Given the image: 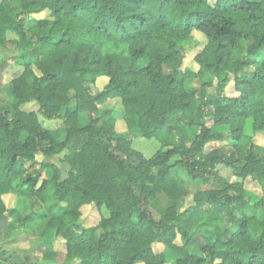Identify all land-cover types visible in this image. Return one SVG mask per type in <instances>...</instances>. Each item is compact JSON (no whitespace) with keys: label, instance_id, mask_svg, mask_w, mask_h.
Instances as JSON below:
<instances>
[{"label":"trees","instance_id":"trees-1","mask_svg":"<svg viewBox=\"0 0 264 264\" xmlns=\"http://www.w3.org/2000/svg\"><path fill=\"white\" fill-rule=\"evenodd\" d=\"M194 30L207 42L199 69L184 71ZM13 60L22 68L0 99V236L16 226L4 201L14 193L31 203L17 225L42 236V264H264V147L252 135L264 134V0H0V83ZM117 98L123 132L100 107ZM134 134L166 149L147 157ZM223 163L242 180L226 181ZM190 182L203 187L182 210ZM90 204L102 215L85 227ZM50 230L66 251L45 245ZM28 260L0 249V264Z\"/></svg>","mask_w":264,"mask_h":264},{"label":"rangeland","instance_id":"rangeland-1","mask_svg":"<svg viewBox=\"0 0 264 264\" xmlns=\"http://www.w3.org/2000/svg\"><path fill=\"white\" fill-rule=\"evenodd\" d=\"M37 17H46L47 12L36 14ZM194 38L196 40L195 45L192 48H189L181 65V68L186 70H194L197 71L199 69V64L195 60V56L198 52H200L204 45L207 42V38L204 35L203 32L194 30L193 32ZM15 52V51H14ZM13 54V53H10ZM22 66L19 64L17 60H13L8 68L3 73V79L0 83V99L8 102L11 99V91H10V81L13 79V77L19 73ZM34 70L39 73V70L37 68H34ZM107 83V79L102 77L97 82V88L102 89L103 86ZM227 90H234V86L231 83ZM25 109L27 110H37L38 104L36 102L26 103L23 105ZM101 108H107L111 109L115 117L117 118L116 128L117 131L123 132L126 131L127 126L125 125V121L123 119V104L120 99H111L108 101H105L104 103L100 104ZM40 119L45 127L48 128H57L62 125L63 119H44L42 116H40ZM212 122H209L211 124ZM227 129L226 127L222 128V130ZM252 129L248 125L246 128V133H251ZM253 135V141L256 144H259L260 146L264 147V134L262 132L254 133ZM132 145L135 149L141 151L145 156L151 157L153 156L157 151L166 149L163 144L157 140V139H149L146 137H143L139 134H134L132 136ZM206 151H210V146H206ZM68 151H64L60 153L59 155H56L54 158L51 159V161L61 164V159L65 157ZM43 156L41 154L38 155V159H42ZM175 160V159H174ZM173 160V161H174ZM174 170H179V175L183 178H187L185 171L183 169H180L178 166L173 167ZM220 174L226 179L228 182H236L241 181V177L239 176V167H233L228 166L227 164L223 163L220 166ZM245 187L249 189L250 191H253L256 195L261 194V187L257 182H255L252 179H246L244 180ZM188 187L190 189L191 194L187 195L185 200L181 202V209H185L187 206L192 204V192H194L195 189L198 187H203L201 185H197L196 183H188ZM158 199L162 203L163 206H169L171 204V200L167 198L165 195L160 194L158 196ZM4 201L6 204V207L8 211L10 209L15 210V214L11 215L7 212L9 223H16L15 227H8L6 231H4L3 234L0 236V249H5L9 252L12 251H18L21 253V255H24L26 257H29L28 264H42L39 263L41 260V251L40 248L44 247V245H39V242L42 238L41 235H38L33 232L28 231H20L17 225V222L20 220L21 215L29 213L31 211V203L23 198H18L14 193H9L4 195ZM104 210V209H103ZM101 210L94 204L85 205L82 207V216H81V222L85 227L96 225L100 218H101ZM38 225V224H37ZM40 225V224H39ZM42 226H39V229H41ZM46 237H49V242H47L45 245L48 246L50 249H56L60 251H66V242L61 237H56L55 231L50 230L46 233ZM174 243L178 245H182V238L180 233H177L174 238ZM165 245L162 243H155L154 249L156 252H162L165 250ZM193 249V248H191ZM143 264V263H140Z\"/></svg>","mask_w":264,"mask_h":264}]
</instances>
